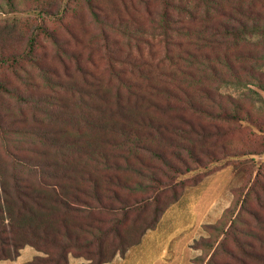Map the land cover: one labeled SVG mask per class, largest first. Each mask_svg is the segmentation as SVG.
Segmentation results:
<instances>
[{"label": "trees", "instance_id": "1", "mask_svg": "<svg viewBox=\"0 0 264 264\" xmlns=\"http://www.w3.org/2000/svg\"><path fill=\"white\" fill-rule=\"evenodd\" d=\"M82 1L0 0V261L26 247L40 253L28 264L124 258L181 197L170 171L196 183L247 155L198 120H247L264 135L222 92L241 83L233 45L264 39V0H84L91 30ZM250 213L217 246L192 247L207 264H264V216Z\"/></svg>", "mask_w": 264, "mask_h": 264}, {"label": "rangeland", "instance_id": "2", "mask_svg": "<svg viewBox=\"0 0 264 264\" xmlns=\"http://www.w3.org/2000/svg\"><path fill=\"white\" fill-rule=\"evenodd\" d=\"M24 1L30 5L35 0ZM80 5L83 22L91 30L90 16L84 0ZM153 7L157 9L158 4L155 3ZM140 17L146 26H150V18L146 13ZM24 22L38 23L35 19ZM56 28L64 34L61 26ZM155 43L160 50L164 49L163 41ZM233 52V64L241 83L225 87L222 92L231 94L241 104L243 114L249 111L253 118L260 119L264 124V39L241 41L233 45ZM198 121L211 129L219 127L230 130L221 140L232 142L247 155L214 167L209 166L206 171H199L200 180L196 183L197 175L195 177L192 173H186L180 177L170 171L171 176H178V181L184 182L177 189L181 197L165 212L157 228L146 233L140 245L131 248L124 258L117 257L109 264H207L211 256L207 257L206 249H194L192 246L195 241L210 239L217 246L227 231L231 227L233 229V223L245 227L246 222L252 220L251 211H258L264 216V210L257 201V194L263 196L264 193L254 185L256 180L264 184V135L247 120ZM179 168L186 170L181 165ZM162 180L166 185L170 182L163 175ZM252 189L257 190V194ZM208 225L219 226L220 229L214 231L206 228ZM224 244L233 249L231 238H226ZM36 255L40 253L26 247L17 260L0 261V264H28ZM217 261L227 259L224 255H219ZM84 262V259L71 258L70 264Z\"/></svg>", "mask_w": 264, "mask_h": 264}, {"label": "crops", "instance_id": "3", "mask_svg": "<svg viewBox=\"0 0 264 264\" xmlns=\"http://www.w3.org/2000/svg\"><path fill=\"white\" fill-rule=\"evenodd\" d=\"M36 256H37V255H36ZM117 257H120V256H117ZM117 257H116V258H117ZM116 258H115V259H116ZM120 258H122V257H120ZM70 262H71V259H70ZM85 263H87V262H84V263H82V264H85Z\"/></svg>", "mask_w": 264, "mask_h": 264}]
</instances>
